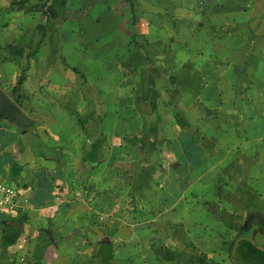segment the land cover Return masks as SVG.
<instances>
[{"label": "rangeland", "instance_id": "374dc122", "mask_svg": "<svg viewBox=\"0 0 264 264\" xmlns=\"http://www.w3.org/2000/svg\"><path fill=\"white\" fill-rule=\"evenodd\" d=\"M124 1L85 0V5L92 6L88 13H75L69 9L64 18H72L68 22L63 19L57 27L59 30L50 25L47 33L55 32L61 35V39H72V44L64 47L63 64H73L83 68L82 71H88V74L84 73L90 82L88 89L93 85L97 92L68 91L63 94L44 87L35 103L44 107L46 114H60L59 107L66 106L64 112L69 113L71 122H77L80 115L76 114V107L85 101L89 103L94 119L102 114V127L107 132L112 133L115 126L118 129L141 128L138 147L130 155L134 158L129 157L127 161L134 164L156 162L160 165L156 170L129 169L121 162L112 163L105 169L104 164L100 168L99 162L104 156L100 160L98 154V165L90 169L91 175H97L96 182H100L101 172L107 170L103 183L112 207L117 205L120 211L133 207L138 213L136 216H141L144 204L141 200L158 201L163 178L172 169V179L167 185L170 195H165V198L177 200L185 193L187 198L194 195L200 201L201 211L194 215L198 218L192 217L197 219V230L193 233L200 244L205 239H212L210 241L217 246L215 250L225 252L222 257H218L220 254L214 256L213 264H254L258 259L252 254L251 259L248 255L241 257L237 250L230 252V247L233 243H241L239 233L242 227L249 226L251 218L258 215L257 210L261 211V220L252 223H256L264 235V185L259 189L262 197L258 192L245 195L246 186H252L256 191L254 179L264 181V0H127L135 5L134 17L138 21L134 17L132 20L123 17L116 11ZM34 23L31 20L25 24L23 37L15 34L11 38L15 42H23L25 37L31 36L30 26ZM46 36L44 33L42 39ZM128 37L131 38L130 44L135 41L134 44L126 43ZM5 40L6 35L0 36V80L10 77L9 67H1L9 55L2 51V41ZM79 42L82 43L80 48L77 47ZM132 49H135L134 54L140 55L135 61L138 72L133 73L136 76H128L124 87H117L119 77L111 67L114 62L122 63ZM67 55L73 59L70 61ZM47 58L48 49L42 47L38 60L43 70L40 76L32 77L35 87L43 84L45 74L51 80L63 82L57 71L60 67L47 66ZM126 123L131 126L124 125ZM155 126L147 154H144L145 133H150ZM90 128L91 136L96 138L100 132L99 125L92 124ZM74 135L73 138L76 137ZM92 142L94 149L99 141L94 139ZM89 156L91 159V154ZM174 156L180 164L186 163L178 170L173 166ZM215 163L217 167L211 169ZM164 166L167 167L165 174L161 173ZM196 167V174L203 177L193 183L189 172ZM81 173L82 176L85 174L84 171ZM117 185L120 189L116 188ZM97 190L95 198H99ZM250 195L255 197L252 200L255 208L246 211L244 204ZM218 203L219 222L215 214H210ZM93 208L90 206L86 211L93 212ZM178 211L179 208L175 210ZM139 222L146 230L148 222L142 219ZM173 223L168 231L174 230L171 244L177 246L179 256L180 249L182 251L186 247V240L189 244L195 241V236L189 239L184 235L181 222ZM191 224L192 221H188L190 230ZM158 225L156 230L163 231V220ZM178 227L180 235L175 232ZM111 232L105 238L115 244L122 243L120 236ZM248 232L251 230L244 231ZM163 239L167 236L154 239L145 235L139 243L161 246L159 242ZM128 242L124 243L131 244ZM208 246L198 245L201 249ZM158 252L161 251H152V256L158 259L161 256ZM253 252L262 260L255 264H264V251ZM204 256L208 260V255Z\"/></svg>", "mask_w": 264, "mask_h": 264}, {"label": "crops", "instance_id": "0c3cea01", "mask_svg": "<svg viewBox=\"0 0 264 264\" xmlns=\"http://www.w3.org/2000/svg\"><path fill=\"white\" fill-rule=\"evenodd\" d=\"M121 3L123 4L116 11H119L121 16H127L132 20L135 5L130 4L129 1ZM91 7L85 5V0H0V26L2 27L0 36L6 35L5 42L2 41L4 46L2 51L9 53L8 56L6 55L7 59L5 58L6 63H3L1 67L10 69L9 79L0 80V93L16 103L28 121L26 126H20L6 117H0V184L15 188L22 199H27L29 204V210L22 214L8 213L0 209V264H213V257L217 254H220L218 257H222L225 252L215 250L217 246L215 247L210 241L212 239H205L204 243L200 244L197 235L193 233L197 230V219L193 220L192 217L198 218V215H194L201 211L200 201L194 195L187 198V195L184 196L185 193L177 200L165 198V195L170 193L167 185L172 179V169L169 170L167 177L165 175L160 185V199L156 202H152L149 198L141 200L144 202L141 216H136L138 213L133 207L131 210L126 208L124 211L118 210L117 205L112 207L108 190L103 183L107 170L101 172L100 182H96L97 175H91L90 169L98 165L97 154L100 155V160L101 156H104V159L99 162L100 168L104 164L105 169L112 163L121 162L123 167L129 169L137 167L140 170H156L160 166L156 162L149 164V162L139 161L141 163L134 164L127 161L129 157L134 158L130 155L138 147L137 142L142 137L139 135L141 128L118 129L115 126L112 133L107 132L102 127V114L99 113L94 119L95 115H92L90 105L85 101L80 102L82 104L75 110L76 114L80 115L81 122L80 120L72 121L73 124H71L69 113L64 112L66 106L59 107L60 114H46L44 107L35 103L38 93L44 87L63 94L68 91L88 92L87 94L97 92L93 85L88 89L90 82L85 76L88 71H82L83 68L74 67L73 64L66 66L62 62L65 57L64 47L72 44V39L70 37L61 39V35L55 32L47 33L50 25L53 24L54 30H59L57 27L63 19L68 22L72 18H64L65 14L69 13V9L75 13H88ZM134 19L138 21L135 17ZM31 20L35 22L30 26L31 36L25 37L23 42L18 41L21 42L20 44L15 42L11 35L19 34V37H23L25 24ZM44 33L47 39H42ZM129 39L131 40L129 37L126 39L128 45ZM133 42L131 44H134ZM81 45L82 43L79 42L77 47L80 48ZM42 47L48 49L46 65L60 67L57 71L63 78V82L51 80L45 74L43 84L35 87L32 77L40 76L43 70L38 60V53ZM134 50L130 51L122 63L114 62L111 67V70L119 77L117 87H124L128 83L125 80L136 76L133 73L138 72L135 61L140 58V55L138 53L135 55ZM67 56L70 61L73 59L71 55ZM23 76H25L24 79ZM92 124L99 125L100 132L96 138L91 136ZM134 125L137 126L138 123ZM155 129L156 126L150 133L143 131L147 136L142 148L144 154H147L149 141ZM74 133L76 137L73 138ZM94 139L99 143L93 149ZM153 154L152 152L151 155ZM209 158L212 157L209 156ZM175 160L173 166L176 170L180 168V165L186 164H180L176 157ZM213 161L215 162L214 159ZM216 165L215 163L211 169H215ZM166 170L167 167L164 166L161 173L165 174ZM83 171L85 174L82 176ZM197 172L198 167L189 172L193 183L201 181L203 177L196 174ZM262 185H264L263 180L260 182L259 179H254L256 191L252 190V186H246L248 189H245L247 190L245 195L258 192L261 193L258 195L262 197V192L259 191ZM116 188L120 189V185ZM187 188L190 189V185ZM96 190L99 198H95ZM197 196L199 199V194ZM253 198L255 197L250 195L244 204L246 211L255 208ZM184 202V206H180ZM90 206L94 207L93 212L86 211ZM214 207L215 212L212 211L210 214H215L219 222V203ZM177 208L179 211L175 212ZM203 208L209 209L204 206ZM145 210L147 211L144 212ZM260 212L256 211L258 215L251 218L248 222L249 226L242 227L239 233L241 243H233L230 247V252L234 253L237 250L241 257L248 255L250 259L252 256L257 258L258 261L254 264L262 260L253 251H264V246L256 243L257 239L264 245V235L258 229L260 227L252 223V221L261 220ZM139 219L148 222L147 228H144L146 230L141 227L143 223H140ZM161 220H163L164 229L158 231L156 229ZM173 221H180L184 235H188L189 239L195 236L194 239L198 242L197 244L192 241L193 243L188 244L187 239L185 249L178 251L179 256L176 251L177 246L171 244L174 230H171V233L168 231L174 226ZM188 221H192L191 230L188 228ZM246 230L251 232L244 233ZM161 231L162 234H160ZM109 232L120 236L122 243L115 244L105 238ZM175 232H179V227ZM145 235L154 239L163 235L164 238L167 236V239L159 242L162 247L156 243L155 245L148 243L145 246L139 243L140 238ZM127 241L131 244L124 243ZM198 245L209 246L207 249L203 247L201 249ZM197 248L200 249L199 253ZM152 251H161L162 253L158 252L161 256L158 259L154 258ZM204 254L208 255V260H205ZM262 259H264L263 256Z\"/></svg>", "mask_w": 264, "mask_h": 264}, {"label": "built area", "instance_id": "2783aa9c", "mask_svg": "<svg viewBox=\"0 0 264 264\" xmlns=\"http://www.w3.org/2000/svg\"><path fill=\"white\" fill-rule=\"evenodd\" d=\"M0 209L8 213L22 214L29 210V204L27 199H22L15 188L0 184Z\"/></svg>", "mask_w": 264, "mask_h": 264}, {"label": "water", "instance_id": "95a60500", "mask_svg": "<svg viewBox=\"0 0 264 264\" xmlns=\"http://www.w3.org/2000/svg\"><path fill=\"white\" fill-rule=\"evenodd\" d=\"M0 117H6L20 126H26L28 121L22 113L20 107L11 101L5 94L0 93ZM257 240V239H256ZM260 246H264L262 242L257 240Z\"/></svg>", "mask_w": 264, "mask_h": 264}, {"label": "trees", "instance_id": "16d2710c", "mask_svg": "<svg viewBox=\"0 0 264 264\" xmlns=\"http://www.w3.org/2000/svg\"><path fill=\"white\" fill-rule=\"evenodd\" d=\"M125 1H127V0H125ZM24 77H25V76H23L22 78L24 79Z\"/></svg>", "mask_w": 264, "mask_h": 264}]
</instances>
